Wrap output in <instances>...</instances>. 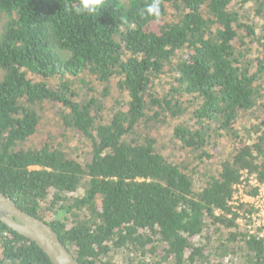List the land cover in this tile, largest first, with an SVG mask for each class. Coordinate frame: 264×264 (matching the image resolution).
I'll use <instances>...</instances> for the list:
<instances>
[{"label":"trees","instance_id":"16d2710c","mask_svg":"<svg viewBox=\"0 0 264 264\" xmlns=\"http://www.w3.org/2000/svg\"><path fill=\"white\" fill-rule=\"evenodd\" d=\"M149 3L0 0V193L79 264H264L227 217L264 175V0ZM0 264L51 263L0 222Z\"/></svg>","mask_w":264,"mask_h":264},{"label":"water","instance_id":"95a60500","mask_svg":"<svg viewBox=\"0 0 264 264\" xmlns=\"http://www.w3.org/2000/svg\"><path fill=\"white\" fill-rule=\"evenodd\" d=\"M0 222L33 242L47 256L51 264H79L60 242L49 224L24 212L1 193Z\"/></svg>","mask_w":264,"mask_h":264},{"label":"built area","instance_id":"2783aa9c","mask_svg":"<svg viewBox=\"0 0 264 264\" xmlns=\"http://www.w3.org/2000/svg\"><path fill=\"white\" fill-rule=\"evenodd\" d=\"M227 207V217L234 218L243 232L264 247V175L260 178L254 173L241 171L231 188Z\"/></svg>","mask_w":264,"mask_h":264},{"label":"clouds","instance_id":"9594fccd","mask_svg":"<svg viewBox=\"0 0 264 264\" xmlns=\"http://www.w3.org/2000/svg\"><path fill=\"white\" fill-rule=\"evenodd\" d=\"M104 0H80V6L76 12L84 15H94L100 10ZM142 15L158 17L160 15V0H151L145 9L142 10Z\"/></svg>","mask_w":264,"mask_h":264},{"label":"rangeland","instance_id":"374dc122","mask_svg":"<svg viewBox=\"0 0 264 264\" xmlns=\"http://www.w3.org/2000/svg\"><path fill=\"white\" fill-rule=\"evenodd\" d=\"M52 124H53V122H52V121H50V122L48 121V123H47V126H48V127H51V126H52ZM166 130H169V128H167Z\"/></svg>","mask_w":264,"mask_h":264}]
</instances>
